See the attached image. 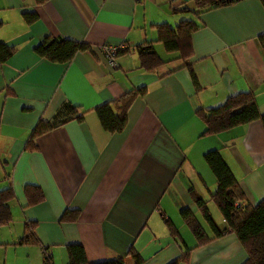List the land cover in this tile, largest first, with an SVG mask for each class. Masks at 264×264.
<instances>
[{"label":"crops","instance_id":"0c3cea01","mask_svg":"<svg viewBox=\"0 0 264 264\" xmlns=\"http://www.w3.org/2000/svg\"><path fill=\"white\" fill-rule=\"evenodd\" d=\"M185 6L192 8L190 0H46L39 5L0 0V44L13 49L0 62V190L11 187L14 196L7 204L11 222L0 226V237L4 231L17 242L24 224L34 222V235L51 264H66L65 247L72 244L82 247L90 263L123 258L134 264L132 252L141 264H169L185 249H192L188 261L178 264L244 262L235 235L225 232L214 239L192 199L206 202V208L211 202L215 179L203 156L217 151L245 204L260 201L264 131L254 121L204 135L196 112L249 92L264 113V9L258 0H240L198 16L172 12ZM24 13H33L35 20L26 24ZM182 20L197 27L187 63L198 89L188 69L175 60L177 54L156 43L154 25L173 27ZM47 38L84 43L89 50L69 63H50L33 52ZM149 43L160 60L169 62L145 71L135 48ZM103 44L127 49L116 56L114 69L99 50ZM156 46L168 57L162 59ZM140 89L144 94L130 102L123 129L105 132L94 109L102 104L116 108L122 95ZM40 122L48 128L32 138L36 149L24 150ZM28 185L41 192L33 206L24 196ZM183 209L209 243L195 248L193 237L191 246L183 242ZM64 212L77 217L61 222ZM219 219L220 226L214 225L223 230ZM164 220L182 243L169 236ZM15 244L0 247L5 264L8 254L26 248L34 250L33 264H42L40 248Z\"/></svg>","mask_w":264,"mask_h":264},{"label":"trees","instance_id":"16d2710c","mask_svg":"<svg viewBox=\"0 0 264 264\" xmlns=\"http://www.w3.org/2000/svg\"><path fill=\"white\" fill-rule=\"evenodd\" d=\"M36 5L42 4L46 0H33ZM240 0H190L192 8L182 7L174 9L173 13L190 12L194 16H198L207 10L231 5ZM264 9V0H258ZM22 18L26 24H30L35 20L33 13H24ZM156 31V43H159L163 50L168 53H176L177 58L182 63L181 68H187L194 89H198L195 77L192 74L191 67L187 63L191 56L190 36L197 29L192 21L182 20L175 26L169 27L166 24L154 25ZM153 43L147 46L136 47V53L139 61V67L145 71H152L169 62H164L152 51ZM261 45L264 47V38H261ZM89 47L84 43L43 39L42 42L33 48V52L40 58L56 64L69 63L72 58L80 52L88 51ZM13 52L11 47L0 44V62H4ZM127 52V49L121 50L120 53ZM144 90L140 89L135 92H128L116 101V108H111L110 104H102L94 109V114L101 128L108 133L120 132L126 119V110L137 95H143ZM75 110V109H74ZM116 110V111H115ZM204 126V135H215L222 131L246 125L248 123L258 121L264 131V113L260 114L257 110L253 95L249 92L238 93L228 97L220 106L208 111L198 110L196 112ZM45 123H38L34 128L30 139L25 142L24 150H34L36 147L32 143V138L39 135L44 129H47ZM204 162L210 169L215 179V190L210 195V201L216 207L221 219L225 224V228L219 230L215 227L209 212L206 208V202L201 201L198 197L193 196V203L197 207L201 218L206 225L215 232L214 239H217L225 232H232L246 255L242 264H264V197L255 205L249 206L244 202V195L239 189L236 181L232 177L228 168L218 155L217 151L206 153L203 156ZM24 196L28 206H33L41 200V192L36 186H25ZM14 199L11 187L0 190V226H7L11 222V216L8 209V202ZM238 205L235 207V205ZM181 220L190 234L196 241V247L209 243L200 225L196 222L193 215L187 209L179 212ZM77 217L76 212H64L61 222H71ZM164 226L168 229L169 236L176 239L180 243L181 240L176 235L172 225L164 220ZM15 245L18 246H37L41 250L42 264H51L50 256L46 255V249L43 248L34 235V222H27L23 226L20 239ZM192 249L185 251L173 262L169 264H178L180 262L187 263L188 254ZM66 264H126L123 258H117L110 261L90 263L86 261L83 249L78 244H72L65 247ZM132 253V252H131ZM129 253L134 260V264H141L138 255Z\"/></svg>","mask_w":264,"mask_h":264},{"label":"rangeland","instance_id":"374dc122","mask_svg":"<svg viewBox=\"0 0 264 264\" xmlns=\"http://www.w3.org/2000/svg\"><path fill=\"white\" fill-rule=\"evenodd\" d=\"M155 51L157 52V54L162 59H165L168 57L167 55H165L163 53V50L160 46H156ZM200 196L204 199L206 198V196L204 194H201ZM207 209H208L209 215L212 218L213 222L219 227L220 226V219H219L220 216H219L217 209L214 207V205L211 202L207 203ZM196 217H197V220L199 221V223L201 224V226L203 228L207 229V226L200 219L198 214H196ZM183 230L185 231V235L183 233H180L182 236L183 242L187 246H191V244H194V240H193L190 232L184 226H182V232H183ZM209 235H210V233H209ZM15 242L16 241L10 240V238L4 234V231H2V237H0V247L1 248H4V246H7V245H11L12 243L15 244ZM30 247H36L37 248V246H30ZM12 249H13V247H12ZM26 249H28V250L20 252L19 254H8L6 257L7 258L6 264H23L24 262H30L31 264H33L34 260H36V257L33 256L31 251H34V250H29V248H26ZM36 251H38V250H36ZM1 252H2V249L0 250V253ZM46 252L49 253L48 250H46ZM2 256L3 255L0 254V264H5Z\"/></svg>","mask_w":264,"mask_h":264},{"label":"built area","instance_id":"2783aa9c","mask_svg":"<svg viewBox=\"0 0 264 264\" xmlns=\"http://www.w3.org/2000/svg\"><path fill=\"white\" fill-rule=\"evenodd\" d=\"M169 2H174L176 0H168ZM125 47L122 45H117V46H113V45H109V44H103L99 47V50L107 64L108 67L114 69L115 68V58L118 55V53L121 50H124ZM238 205L236 204L235 207H237ZM46 255H48L46 253ZM49 256V255H48Z\"/></svg>","mask_w":264,"mask_h":264}]
</instances>
